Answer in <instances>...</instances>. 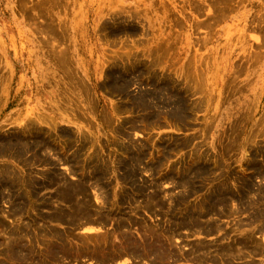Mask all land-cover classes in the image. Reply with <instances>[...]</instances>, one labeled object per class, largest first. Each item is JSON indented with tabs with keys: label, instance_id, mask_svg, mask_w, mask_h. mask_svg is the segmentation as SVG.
<instances>
[{
	"label": "rangeland",
	"instance_id": "374dc122",
	"mask_svg": "<svg viewBox=\"0 0 264 264\" xmlns=\"http://www.w3.org/2000/svg\"><path fill=\"white\" fill-rule=\"evenodd\" d=\"M1 147L0 264H264V0H0Z\"/></svg>",
	"mask_w": 264,
	"mask_h": 264
},
{
	"label": "bare ground",
	"instance_id": "6f19581e",
	"mask_svg": "<svg viewBox=\"0 0 264 264\" xmlns=\"http://www.w3.org/2000/svg\"><path fill=\"white\" fill-rule=\"evenodd\" d=\"M110 75H111V74H110ZM110 75H109V76H110ZM112 75H113V74H112ZM167 90H168V89H167ZM168 91H169V90H168ZM168 93H169V92H168ZM118 94H119V93H118ZM152 95H153V94H152ZM158 96H159V94H158ZM173 97H174V96H173ZM173 97H171V95H170V98H173ZM139 98H140V97H139ZM175 98H177V97H175ZM179 99H180V98H179ZM179 99H177V100H179ZM179 101H181V99H180ZM139 103H140V102H139ZM166 103H167V102H166ZM179 103H180V102H179ZM142 104H143V103H142ZM173 104H175V103H173ZM140 105H141V104H140ZM142 106H143V105H142ZM177 106H178V105H177ZM182 106H183V105H182ZM144 107H146V106H144ZM179 107H180V106H179ZM179 107H178V108H179ZM173 108H174V107H173ZM146 110H147V109H146ZM175 110H176V109H175ZM184 110H185V109H184ZM177 111H178V110H177ZM172 112H173V111H172ZM175 112H176V111H175ZM151 113H152V112H151ZM173 113H174V112H173ZM176 113H177V112H176ZM179 113H180V112H179ZM181 113H182V111H181ZM183 114H184V113H183ZM147 115H148V114H147ZM150 115H152V114H150ZM149 117H150V116H149ZM149 117H148V118H149ZM6 144H7V143H6ZM12 144H13V143H12ZM25 145H27V144H25ZM5 147H6V145H5ZM5 147H4V149H5ZM8 148H9V147H8ZM1 149H2V147L0 148V150H1ZM21 150H22V148H21ZM1 151H2V150H1ZM17 151H18V150H17ZM23 151H24V150H23ZM25 151H26V149H25ZM18 152H20V150H19ZM19 154H21V153H19ZM141 155H142V154H141ZM141 155H140V156H141ZM138 156H139V155H138ZM133 159H134V158H133ZM136 159H137V157H136ZM137 160H138V159H137ZM133 162H134V161H133ZM135 163H139V162H135ZM140 163H141V162H140ZM137 165H138V164H137ZM136 167H137V166H136ZM134 168H135V167H134ZM130 169H131V168H129L128 171H130ZM131 170H132V169H131ZM136 170H137V169H136ZM136 170H135V171H136ZM95 171H96V170H95ZM97 171H98V170H97ZM133 171H134V170H133ZM75 172H76V171H75ZM94 173H95V172H94ZM94 173H93V174H94ZM100 174H103V173H100ZM100 174H98V175H100ZM132 174H133V173H132ZM134 174H135V173H134ZM136 174H137V173H136ZM101 176H102V175H101ZM101 176H100V177H101ZM100 177H99V178H100ZM97 178H98V177H97ZM186 181H188V180H186ZM244 181H245V180H244ZM58 182H59V181H58ZM125 183H126V182H125ZM185 183H186V182H185ZM187 183H188V182H187ZM244 183H245V182H244ZM55 184H56V183H55ZM55 184H54V185H55ZM80 184H81V183H80ZM73 185H75V184H73ZM98 185H99V184H98ZM98 185H97V186H98ZM61 186H62V185H61ZM68 186H69V185H68ZM71 186H72V185H71ZM97 186H96V187H97ZM243 186H245V185H243ZM76 188H77V187H76ZM86 188H87V187H86ZM142 188H143V187H142ZM41 189H43V188H41ZM66 189H68V188H66ZM66 189H62V190H64V191L67 193ZM88 189H89V188H88ZM95 189H96V188H95ZM75 190H76V189H75ZM89 190H90V189H89ZM101 190H102V189H101ZM64 191H63V195H64ZM82 191H84V190L82 189ZM133 191H134V190H133ZM138 191H139V190H138ZM76 192H77V191H76ZM78 192H80V191L78 190ZM69 193H70V192H69ZM97 193H98V192H97ZM100 193H101V191H100ZM102 193H103V191H102ZM102 193H101V194H102ZM106 193H107V192H106ZM220 193H222V191H221ZM99 195H100V194H99ZM104 195H105V194H104ZM73 196H74V195H73ZM75 196H76V195H75ZM107 196H108V195H107ZM231 196H232V195H231ZM69 197H70V196H69ZM98 197L101 198V196H98ZM73 198H74V197H73ZM145 198H146V197H145ZM214 198H215V197H214ZM18 199H19V198H18ZM75 199H78V197H77V198L75 197ZM110 199H111V198H110ZM67 200H69V199H67ZM84 200H85V199H84ZM90 200H91V199H90ZM104 200H106V199H104ZM121 201H122V200H121ZM73 202H74V201H73ZM85 202H86V201H85ZM156 202H157V201H156ZM225 202H226V201H225ZM105 203H106V202H105ZM105 203H104V204H105ZM120 203H121V202H120ZM124 203H125V202H124ZM126 203H127V202H126ZM223 203H224V202H223ZM13 204H14V203H13ZM75 204H76V203H75ZM80 204H81V203H80ZM82 204H83V203H82ZM133 204H134V203H133ZM216 204H218V202H216ZM227 204H228V203H227ZM128 205H129V204H128ZM130 205H131V204H130ZM19 206H20V205H19ZM19 206H18V209H19V208L21 209V208L23 207L22 204H21L22 207H19ZM70 206H71V205H70ZM79 206L81 207V205H79ZM79 206H77V207H79ZM83 206H84V204H83ZM92 206H93V205H92ZM112 206H113V205H112ZM145 206H147V205H145ZM145 206H144V208H145ZM148 206H149V205H148ZM77 207H75V209H76ZM109 207H110V205H109ZM109 207H108V208H109ZM13 208H14V207H13ZM13 208H11V209H13ZM15 208H16V207H15ZM71 208H72V206H71ZM73 208H74V207H73ZM82 208H83V207H82ZM97 208H98V207H97ZM139 208H140V207H139ZM148 208H149V207H147V209H148ZM112 209H113V208H112ZM115 209H116V208H115ZM129 209H130V208H129ZM145 209H146V208H145ZM207 209H208V208H207ZM79 210H81V209H79ZM133 210H134V209H133ZM133 210H132V211H133ZM135 210H136V209H135ZM148 210H149V209H148ZM148 210H147V211H148ZM211 210H212V209H210V211H211ZM12 211H13V210H12ZM16 211H17V210H16ZM62 211H63V210H62ZM76 211H77V210H76ZM87 211H88V208H87ZM87 211H86L85 214H86V215H89L90 213L88 214ZM93 211H94V210H93ZM13 212H15V211H13ZM91 212H92V211H91ZM67 213H68V212H66V216H68ZM72 213H73V212H72ZM72 213H71V214H72ZM75 213H76V212H75ZM94 213H95V211H94ZM56 214H57V213H56ZM58 214H60V213H58ZM64 214H65V213H64ZM71 214H70V215H71ZM96 214H98L97 211H96ZM102 214H103V213H102ZM50 215H51V214H50ZM62 215H63V214H62ZM89 216H90V215H89ZM92 216H93V214H92ZM92 216H91V217H92ZM97 216H98L97 218H95V217L93 216V218L90 219L89 221L86 219V220H87V223H85L86 225H85V224L83 225V223H82L83 227H81V228H82L81 230H83L84 233H87L88 235H90V238L92 237V236H91L92 234H93V237H94V236L96 235V233H99V235H101V236H99V235L97 234L98 236L94 237V238H98V241H97V239H93V238H92V239H93V240H96L95 242H101V244H103V242L105 243V242L108 241V239H107V235H108V234L104 236V234H105V232H104V234L102 233V234H103V235H102V234H101V231L99 230V228H100V227H105V226H106V225H105V220L108 221L109 218L107 217L108 219L105 218V220H104V218H103L102 215L100 216V215L98 214ZM57 217H58V216H57ZM60 217H61V216H59V218H60ZM54 218H55V217H54ZM59 218H58V219H59ZM190 218H191V216H190ZM55 219H57V218H55ZM65 219H66V218H65ZM52 220H54V219H52ZM62 220L64 221L63 218H62ZM62 220H61V221H62ZM82 220H83V219H82ZM123 220H124V219H123ZM54 221H55V220H54ZM56 221H57V220H56ZM75 221H76V220H75ZM75 221H74V222H75ZM78 221H79V220H78ZM80 221H81V220H80ZM121 221H122V220H121ZM121 221H119V222H121ZM81 222H82V221H81ZM81 222H75V224H76V223H81ZM85 222H86V221H85ZM108 222H109V221H108ZM62 223H63V222H62ZM106 223H107V222H106ZM181 223H182V221H181ZM181 223H180V224H181ZM66 224H67V223H66ZM2 225H3V224H2ZM82 225H80V226H82ZM117 225H119V223H118ZM213 225H214V224H213ZM5 226H6V224H5ZM182 226H183V225H182ZM7 227H8V226H7ZM74 227H75V225H74ZM194 227H195V226H194ZM194 227H193V229H194ZM200 227H201V226H200ZM200 227H199V228H200ZM214 227H215V226H214ZM216 227H217V226H216ZM117 228H118V227H116V230H117ZM119 228H120V227H119ZM119 228H118V229H119ZM121 228H122V227H121ZM218 228H219V227H218ZM6 229H7V228H6ZM8 229H9V228H8ZM100 229H102V228H100ZM200 229H201V228H200ZM207 229H208V228H207ZM210 229H211V228H210ZM215 229H216V228H215ZM215 229H213V230H215ZM12 230H13V229H12ZM15 230H16V228L14 229V231H15ZM116 230H115V231H116ZM151 230H152V229H151ZM195 230H197V229H195ZM208 230H209V229H208ZM27 231H28V230H27ZM99 231H100V232H99ZM104 231H105V230H104ZM153 231H154V230H153ZM206 231H207V230H206ZM7 232H9V231H7ZM11 232H12V231H11ZM21 232H22V231H21ZM24 232H25V231H24ZM117 232H118V231H117ZM145 232H146V231H145ZM210 232H211V230H210ZM216 232H217V231H216ZM107 233H108V232H107ZM109 233H110V232H109ZM111 233H112V232H111ZM147 233H148V234H147V236H148V235H149V232H147ZM24 234H25V233H24ZM24 234H22V236H24ZM50 234H51V233H50ZM50 234H49V235H50ZM87 234H86V235H87ZM94 234H95V235H94ZM119 234H120V233H119ZM128 234H129V233H128ZM130 234H131V233H130ZM130 234H129V236H130ZM20 235H21V234H20ZM25 235H26V234H25ZM56 235H57V234H56ZM56 235H53V236H56ZM112 235H113V234H112ZM125 235H126V234H125ZM16 236H17V235H16ZM18 236H19V235H18ZM26 236H27V235H26ZM51 236H52V235H51ZM53 236H52V237H53ZM108 236H110V235H108ZM117 236H118V235H117ZM121 236H122V234H121ZM123 236H124V235H123ZM143 236H145V235H142V237H143ZM147 236H146V237H147ZM149 236H150V235H149ZM151 236H152V235H151ZM159 236H162V235H159ZM52 237H51V238H52ZM88 237H89V236H88ZM111 237H112V236H111ZM132 237H133V236H132ZM140 237H141V236H140ZM17 238H18V237H17ZM24 238H25V237H24ZM84 238H86V237H84ZM84 238H82V239L80 238V239H81V240H84ZM119 238H120V236H119ZM124 238H125V237H123V240H124ZM130 238H131V237H130ZM155 238H156V237H155ZM22 239H23V238H22ZM88 239H89V238H88ZM110 239H112V238H110ZM121 239H122V238H121ZM121 239H120V240H121ZM126 239H127V237L125 238V240H126ZM134 239H136V237H135ZM156 239H157V238H156ZM66 240H67V239H66ZM93 240H92V241H93ZM112 240H113V239H112ZM116 240H117V239H116ZM116 240H113V241H116ZM136 240H137V239H136ZM153 240H154V238H153ZM164 240H165V239H164ZM168 240H170V239H168ZM33 241H34V239H33ZM61 241H63V240H61ZM90 241H91V239H90ZM113 241H112V242H113ZM161 241H162V240H161ZM170 241H171V240H170ZM10 242H11V241H10ZM20 242H21V241H20ZM35 242H36V241H35ZM35 242H34V243H35ZM87 242H88V241H86V239H85V243H87ZM95 242H93V243H95ZM109 242L111 243V241H109ZM118 242H119V241H118ZM124 242H125V241H124ZM127 242H128L130 245H133L132 239H127ZM162 242H166V241H162ZM168 242H169V241H168ZM11 243H12V242H11ZM22 243H23V242H22ZM32 243H33V242H32ZM32 243H31V244H32ZM89 243H90V242H89ZM110 243H108V244H110ZM113 243H115V242H113ZM119 243H120V242H119ZM136 243H137V242H136ZM146 243H147V242H146ZM146 243H145V244H146ZM152 243H153V242H152ZM154 243H155V242H154ZM159 243H160V242H159ZM172 243H173V242H172ZM16 244H17V243H16ZM19 244H20V243H19ZM31 244H29V246H30ZM81 244H82V243H81ZM101 244H100V245H101ZM120 244H123V243H120ZM244 244H245V243H244ZM7 245H8V244H7ZM87 245L89 246L88 248H86V249H88V250H89V248L91 249V248L93 247V246L90 247V244H86V246H87ZM94 245H95V244H94ZM117 245H118V244H116V248L118 247ZM130 245H129V246H130ZM139 245H140V244H139ZM151 245H152V244H151ZM156 245H158L157 242H156ZM156 245H155V246H156ZM171 245H172V244H171ZM201 245H202V244L200 243V246H201ZM236 245L238 246V244H236ZM242 245H243V244H242ZM246 245H247V244H246ZM26 246H27V245H26ZM29 246H28V247H29ZM33 246H34V245H33ZM44 246H45V245H44ZM57 246H59V244H57ZM78 246H79V248H78L77 251H75V252L72 251V250L75 248V246L72 248V250H71L70 247H69V248H70V249H69V248H66V246H63V247H61V248H60V247H59V248L57 247L56 249H53V251H55V253H57V252H59V253H60V252H65V253H68V255L71 254L70 252H72V253L74 254L73 256H74L76 259L79 258V257H80L79 259H81V255L85 252V250H84V252H82V254H81V253H80V252H81V251H80V250H81L80 245H78ZM82 246H83V244H82ZM86 246H84V247H86ZM108 246H109V245H108ZM125 246H126V244H125ZM129 246H127V247H129ZM143 246H144V245H143ZM164 246H165V245H164ZM194 246H195V245H194ZM208 246H209V245H208ZM228 246H230V245H228ZM228 246H227V247H228ZM243 246H244V245H243ZM7 247H8V246H7ZM96 247H97V246H95V248H96ZM101 247H103V246L101 245L100 248H101ZM113 247H115V246H112V248H111V247H110V248H111L112 250H114ZM123 247H124V246H123ZM145 247H147V246L145 245ZM145 247H144V248H145ZM159 247H161V246H159ZM162 247H163V244H162ZM171 247L173 248L174 246L172 245ZM203 247H204V246H203ZM219 247H220V246H218V248H216V249H219ZM234 247H235V246H234ZM244 247H246V246H244ZM97 248H99V244H98V247H97ZM103 248H104V247H103ZM121 248H122V247H121ZM121 248H120V249H121ZM140 248H141V245H140ZM140 248L138 247V245H136V247H132V246H131V247L129 248V249H130L129 252H131V254H132L133 252L139 253V252H140ZM144 248H143V249H144ZM175 248H176V247H175ZM196 248H197V247H196ZM212 248H213V247H212ZM212 248H211V249H212ZM47 249H48V248H47ZM47 249H46V250H47ZM75 249H76V248H75ZM75 249H74V250H75ZM79 249H80V250H79ZM82 249H85V248H82ZM104 249H105V248H104ZM111 249H110V250H111ZM143 249H142V250H143ZM173 249H174V248H173ZM204 249H205V248H204ZM221 249L223 250L224 248H221ZM227 249H228V248H227ZM231 249H232V248H230V250H231ZM233 249H235V248H233ZM1 250H2V249H1ZM29 250H30V249H29ZM94 250H95V251H94ZM96 250H97V249H93L94 252H90V253L86 251V254H88L89 257L92 258V260L94 259L93 261L97 262V264H98V263H101V264H111V261L113 260V258H114L115 255H116L113 251H112L113 253L110 252V250H109V251H105V252H104V251H96ZM105 250H106V249H105ZM107 250H108V248H107ZM116 250H117V249H116ZM125 250H126V248H125ZM127 250H128V249H127ZM147 250L149 251V253H150L151 251H153L151 247H150L149 249H147ZM155 250H156V249H155ZM175 250H176V249H175ZM192 250H193V249H192ZM194 250H195V249H194ZM206 250H208V248H206ZM209 250H210V249H209ZM30 251H31V250H30ZM91 251H92V250H91ZM114 251H115V250H114ZM144 251H145V250H144ZM197 251H199L198 248H197ZM197 251H196V253H200V251H199V252H197ZM203 251H204V250H203ZM217 251H218V250H217ZM224 251H225V250H224ZM227 251H228V254H231V253L229 252V250H227ZM2 252H3V251H2ZM4 252H5V251H4ZM10 252H11V251H10ZM25 252H26V251H25ZM25 252H24V253H25ZM117 252H118V250L116 251V253H117ZM153 252H154V251H153ZM155 252H156V255H158L161 259H162V257H165L166 259L169 258V259L172 260V261L175 259V257L180 256V255L176 256V254H177L179 251H173V250H171L170 248H168V247H166V246L163 247V248H159L158 251H155ZM155 252H154V253H155ZM190 252H191V251H190ZM207 252H208V251H207ZM215 252H216V251H215ZM221 252L223 253V251H220V253H221ZM234 252L237 254L238 252L240 253L241 250H240V251H238V250L236 251V250H235ZM0 253H1V251H0ZM6 253H8V252H6ZM6 253H5V254H6ZM122 253H123V251H122ZM141 253H142V252H141ZM146 253H147V251H146ZM180 253H182V252H180ZM192 253H193V252H192ZM218 253H219V252H218ZM222 253L220 254L221 256H222ZM243 253H244V252H243ZM5 254H4V256H5ZM9 254H10V253H9ZM12 254H14V251H12ZM12 254H11V255H12ZM17 254H18V253H17ZM17 254L15 253V255H17ZM20 254H22V253H20ZM45 254H46V253H45ZM47 254H48V256H47L48 258H44V259L42 260V262H40V264H57V263H60V260H57L56 258H55V259H54V258H53V259H49V255H50V254H49V253H47ZM113 254H115V255H113ZM119 254H120V253H119ZM123 254H124V253H123ZM131 254H130V255H131ZM144 254H145V252H144ZM178 254H179V253H178ZM182 254H183V253H182ZM188 254H189V253H188ZM225 254H226V253H224V255H225ZM236 254H235V256H236ZM22 255H23V254H22ZM68 255H67V256H68ZM124 255H125V254H124ZM130 255H129V258L132 257V255H131V257H130ZM133 255H134V254H133ZM141 255H142V254H141ZM146 255H147V254H146ZM183 255H184V254H183ZM195 255H197V254H195ZM238 255H240V254H238ZM6 256H7V255H6ZM8 256H9V255H8ZM18 256H19V255H17V257H18ZM24 256H25V255H24ZM62 256H63L64 258L66 257L65 254H62ZM69 256H70V255H69ZM71 256H72V255H71ZM71 256H70V257H71ZM84 256H85V255H84ZM120 256H121V255H120ZM149 256H152L151 253H150ZM185 256H186V255H185ZM190 256H193V255H190ZM198 256H199V255H198ZM200 256H201V255H200ZM202 256H204V257H202ZM202 256H201V260H198L200 257L197 258V259H195V260H196V261L198 260L199 262L201 261V263L204 262L205 259H206L207 257L205 258V255H202ZM208 256H209V255H208ZM210 256H211V255H210ZM227 256H228V255H227ZM235 256H232V257L235 258ZM242 256H243V255H242ZM17 257H14V258H17ZM74 257H72V258H74ZM118 257H119V256H118ZM122 257H125V256H122ZM141 257H142V256H141ZM213 257H214V255H213ZM213 257H210V260H211V258H213ZM229 257H230V256H229ZM238 257H239V256H238ZM240 257H241V256H240ZM30 258H31V257H30ZM85 258H86V257H85ZM87 258H88V257H87ZM125 258H126V257H125ZM125 258H123V259H125ZM133 258H134V256H133ZM137 258H139V257L137 256ZM142 258H144V256H143ZM142 258H141V259H142ZM145 258H146V257H145ZM160 258H159V259H160ZM178 258H179V257H178ZM186 258H187V257H186ZM195 258H196V257H195ZM203 258H205V259H203ZM224 258H226V257L224 256ZM17 259H18V258H17ZM65 259H66L65 262H67V258H65ZM116 259H118V258H115L114 261H117ZM149 259H150V258H149ZM163 259H164V258H163ZM166 259H164V260H166ZM180 259H181V256H180ZM190 259H191V258H190ZM190 259H189V260H190ZM228 259H229V258H228ZM15 260H16V259H15ZM63 260H64V259H63ZM68 260H70V258H69ZM77 260H78V259H77ZM85 260L88 261L89 259H85ZM129 260H130V259H129ZM132 260H133V259H132ZM132 260H131V261H132ZM155 260H156V259H155ZM193 260H194V258H193ZM195 260H194V261H195ZM207 260H208V259H207ZM213 260H214V259H213ZM213 260H212V261H213ZM215 260H216V259H215ZM21 261H22V260H21ZM23 261H24V260H23ZM74 261H75V260H74ZM118 261H121V260H118ZM118 261H117V262H118ZM122 261H123V260H122ZM142 261H143V260L140 261L141 264H143ZM146 261H148V260H146ZM149 261H150V260H149ZM151 261H154V260L151 259ZM157 261H158V260H157ZM157 261H156V263H157ZM160 261H163V260H160ZM160 261H159V262H160ZM167 261H168V260H167ZM190 261H191V260H190ZM212 261H211V262H212ZM218 261H219V260H218ZM223 261H224V260H223ZM4 262H5V261H4ZM24 262H25V261H24ZM61 262H62V261H61ZM63 262H64V261H63ZM75 262H76V261H75ZM80 262H81V261H80ZM89 262H91V261H89ZM112 262H113V261H112ZM117 262H116V263H117ZM132 262H133V261H132ZM134 262H135V260H134ZM140 262H138V264H139ZM170 262H171V261H170ZM78 263H79V262H78ZM113 263L115 264V262H113ZM135 263H136V262H135ZM135 263H134V264H135ZM148 263H149V262H148ZM150 263H151V262H150ZM150 263H149V264H150ZM162 263H163V262H162ZM165 263L167 264V262H165ZM168 263H169V262H168ZM194 263H195V262H194ZM201 263H200V264H201ZM224 263H225V262H224ZM226 263H227V262H226ZM226 263H225V264H226ZM118 264H120V263L118 262ZM136 264H137V263H136ZM160 264H161V262H160ZM196 264H197V262H196ZM198 264H199V263H198ZM204 264H205V263H204Z\"/></svg>",
	"mask_w": 264,
	"mask_h": 264
}]
</instances>
